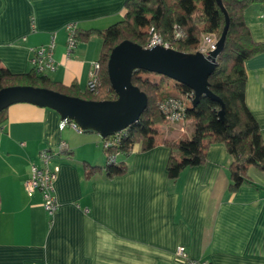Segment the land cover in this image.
<instances>
[{
	"label": "crops",
	"instance_id": "1",
	"mask_svg": "<svg viewBox=\"0 0 264 264\" xmlns=\"http://www.w3.org/2000/svg\"><path fill=\"white\" fill-rule=\"evenodd\" d=\"M127 0H0V60L14 72L32 69L31 48L53 40V81L76 83L85 93L102 38L92 33L68 51L66 25L103 29L124 17ZM245 19L264 42V4ZM246 101L264 138V51L245 63ZM60 114L20 102L7 108L0 130V264H180L178 245L211 264H264V170L249 169L253 184L230 190L232 161L223 143L211 144L207 161L176 179L167 171L170 149L160 139H178L174 128L155 146L137 144L127 170L109 177L86 174V164H106L103 137L94 130L60 129ZM63 143L67 150L59 151ZM55 151L58 208L52 219L40 191L25 190L31 165L42 150Z\"/></svg>",
	"mask_w": 264,
	"mask_h": 264
},
{
	"label": "trees",
	"instance_id": "2",
	"mask_svg": "<svg viewBox=\"0 0 264 264\" xmlns=\"http://www.w3.org/2000/svg\"><path fill=\"white\" fill-rule=\"evenodd\" d=\"M222 1L230 24L225 48L218 56L217 66L209 77V86L224 104L225 121L218 114L222 107L219 101L203 95L194 104V92L188 86L176 83L179 92L176 94L164 89L163 81L172 78L143 69L137 70L132 81L147 94L148 106L139 120L127 129L103 137L106 164L104 167L86 164L87 176L102 170L109 177L123 174L127 164L118 159L119 155L127 156L137 144L142 149L155 146L158 133L153 125L166 119L163 106L170 99L183 102L185 122L190 119L193 121V129L188 137L180 135L178 139H160L170 149L167 171L171 179L178 178L188 167L204 164L207 161V149L214 143H223L232 157L229 166L230 190L236 191L244 183L253 184L249 174L251 166L264 170V138L260 123L246 101L245 67L247 59L264 51V42L256 41L252 36L245 12L253 4H263L264 0ZM225 22V14L217 0H127L124 17L118 22L103 29H75L76 42L88 39L92 33L102 38L100 86L97 91L82 93L76 83L63 85L46 74L37 73L34 68L14 73L4 68L1 60L0 89L12 85H34L86 99H114L117 94L109 79L107 62L115 45L130 39L146 46L150 30L153 29L163 38L176 43L172 48L196 52L202 34L213 32L220 37ZM151 75L160 78L155 80ZM6 113L7 109L0 112V130Z\"/></svg>",
	"mask_w": 264,
	"mask_h": 264
},
{
	"label": "water",
	"instance_id": "3",
	"mask_svg": "<svg viewBox=\"0 0 264 264\" xmlns=\"http://www.w3.org/2000/svg\"><path fill=\"white\" fill-rule=\"evenodd\" d=\"M217 3L225 14L226 22L216 48L209 54L200 50L185 52L163 45L146 47L125 39L112 48L107 62L116 98L86 99L42 86L12 85L0 89V112L15 103H32L52 108L60 114L61 119H72L84 130H94L107 137L138 121L148 106L147 94L132 81L134 72L143 69L166 75L191 88L194 104L203 95L219 101L222 107L218 114L225 121L224 104L209 86V77L225 48L230 24L223 1L217 0Z\"/></svg>",
	"mask_w": 264,
	"mask_h": 264
},
{
	"label": "built area",
	"instance_id": "4",
	"mask_svg": "<svg viewBox=\"0 0 264 264\" xmlns=\"http://www.w3.org/2000/svg\"><path fill=\"white\" fill-rule=\"evenodd\" d=\"M264 4V2H263ZM76 25L70 23L66 25L68 31V51L71 52L76 47L75 29ZM150 39L146 47L154 45H163L170 47L169 42H165L161 34L153 29L150 30ZM218 41L217 36L213 32H205L202 34V39L199 45V50L204 54H209L210 51L216 48ZM54 40L48 46H37L31 48V64L32 68L39 73L45 74L49 71H54L57 68V62L54 58ZM100 69L101 61L95 60L92 62V69L90 71V79L88 81V89L90 91H97L100 86ZM164 112L166 119L171 121L185 122V108L183 102L178 99H170L164 104ZM72 126L78 131H83L74 120L65 118L61 119L59 127L64 129L66 126ZM67 150L66 145L63 143L59 151ZM57 155L55 151L44 149L40 152V164L33 163L31 165L30 176L25 181L26 193L32 196L36 191H40L44 198V206L48 216H52L58 208V202L55 197L54 183L58 177L59 165L51 164L52 159ZM177 255L181 258L180 264H211L210 260L202 258H194L190 255L186 246L180 244L176 248Z\"/></svg>",
	"mask_w": 264,
	"mask_h": 264
},
{
	"label": "rangeland",
	"instance_id": "5",
	"mask_svg": "<svg viewBox=\"0 0 264 264\" xmlns=\"http://www.w3.org/2000/svg\"><path fill=\"white\" fill-rule=\"evenodd\" d=\"M217 38L219 39V36H217ZM149 39H150V37H149ZM164 40H165V42H169L170 43V45H171L170 47H172V45L176 46V43H174L172 40H168V39H165V38H164ZM151 78L155 79V80H158L160 77H158L156 75H151ZM163 82H164V89L165 90L166 89L170 90V91H172V92H174L176 94L179 93V92H177V88H176L177 87L176 83H178V81H176L174 79H172V80L171 79H166ZM153 128H155V130H157L158 135L161 134V132H165L167 130H171V129L174 128L175 130H178V132H180L181 136L188 137L189 132H191V130L193 129V121L191 119L189 121H186V122L171 121L169 119H163L162 121H160L158 123H155L153 125Z\"/></svg>",
	"mask_w": 264,
	"mask_h": 264
}]
</instances>
